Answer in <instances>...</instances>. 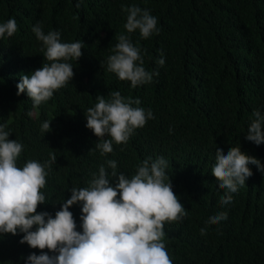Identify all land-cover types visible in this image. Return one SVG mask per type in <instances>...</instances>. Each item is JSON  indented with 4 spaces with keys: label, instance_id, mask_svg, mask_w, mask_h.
Listing matches in <instances>:
<instances>
[{
    "label": "trees",
    "instance_id": "1",
    "mask_svg": "<svg viewBox=\"0 0 264 264\" xmlns=\"http://www.w3.org/2000/svg\"><path fill=\"white\" fill-rule=\"evenodd\" d=\"M132 6L157 18L158 34L144 39L139 30L127 32L123 9ZM11 18L16 33L0 38V125L23 145L18 167L28 160L49 162L50 154L57 158L46 169L41 192L47 203L38 212L54 216L72 187H87L101 165L111 172L107 160L131 178L145 159L163 157L187 213L164 225L173 264H264V172L250 164L252 176L226 205L220 204L225 190L211 173L216 148L227 154L240 145L264 164V143L245 139L253 112L264 115V0H0V23ZM38 23L45 34L58 31L61 42L80 41L83 47L77 61H68L72 80L34 107L26 92L16 94V86L21 75L48 63L32 31ZM119 34L141 49L143 66L154 73L150 83L133 88L106 70ZM161 55L163 66L156 63ZM114 91L139 98L138 106L155 118L101 155L85 112L98 95L110 99ZM44 121L51 122L46 133ZM69 211L81 230V205ZM222 212L226 220L206 224ZM23 235H0V264H26L30 253L40 254L20 243Z\"/></svg>",
    "mask_w": 264,
    "mask_h": 264
},
{
    "label": "clouds",
    "instance_id": "2",
    "mask_svg": "<svg viewBox=\"0 0 264 264\" xmlns=\"http://www.w3.org/2000/svg\"><path fill=\"white\" fill-rule=\"evenodd\" d=\"M123 10L127 13L124 27L128 33L139 30L144 39L159 33L157 18L149 10L137 6ZM16 31L14 18L0 23V38L12 37ZM32 31L42 42L41 51L48 63H43L31 75H21L16 94L26 92L35 107L47 102L56 90L72 80L74 71L68 61L81 57L83 45L80 41L61 42L58 31L45 34L39 23ZM116 39L118 43L114 54L107 57L106 70L122 81H130L133 88L150 83L154 73L143 66L141 49L125 34H119ZM156 63L165 64L162 55ZM109 95L110 99L98 95L95 106L85 112L86 127L98 138L95 147L101 155L111 153L113 143H127L135 129L155 118L150 109L146 111L138 106L139 98L122 97L119 91ZM252 115L245 139L260 145L264 143V115L260 111ZM5 127L0 125V235L23 233L20 243L40 250L39 255L30 253L26 264H173L164 243V225L180 221L187 213L172 189L163 157L145 159L137 165L131 178L117 172L115 160H107L111 172L101 165L87 187L70 189V198L63 199L53 216L37 209L47 203L41 189L47 183L46 169L56 162V156L50 154V161L44 164L28 160L23 167H18L23 145L9 139L10 133ZM49 129L51 122L44 121L41 131L46 133ZM250 164L264 172V164L241 151L240 145L230 147L227 154L216 148L211 173L218 181V188L225 190L220 204L231 203V193L238 191L252 176ZM112 178L115 183L110 182ZM74 204L81 205V230H77L76 220L69 211ZM226 219L227 213L222 212L209 217L206 224ZM200 233L205 235L206 229L201 228Z\"/></svg>",
    "mask_w": 264,
    "mask_h": 264
}]
</instances>
